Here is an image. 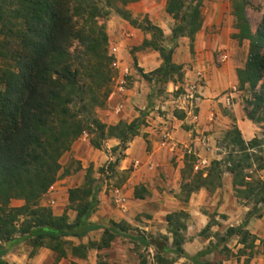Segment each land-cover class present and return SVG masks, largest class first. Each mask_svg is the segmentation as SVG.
<instances>
[{"label":"trees","instance_id":"16d2710c","mask_svg":"<svg viewBox=\"0 0 264 264\" xmlns=\"http://www.w3.org/2000/svg\"><path fill=\"white\" fill-rule=\"evenodd\" d=\"M134 1L137 0H105V3L106 7L117 9L127 17L124 7ZM203 1H166L165 11L174 19V25L170 45L152 43L162 59L151 71L152 82L175 83L174 74L181 78V67L173 61L172 54L181 36L192 40L201 28ZM102 9L96 0H0V264H7L4 256L14 242L29 239L33 248H49L56 254L53 264H57L67 254L65 244L70 245L72 255L86 256L87 245H75L65 238L80 239L102 229V243L96 246L100 249L108 246L110 237L125 230L122 223L105 226L91 221L99 207L101 189L90 168L81 185L68 189L67 208L75 212L72 221L66 211L55 215L49 207L39 204L41 196L63 174L60 173L61 154L83 131L94 133L90 143L97 149L102 141L116 138L119 144L113 150H119L123 156L128 142L140 134L145 124L147 110L140 111L129 123L118 121L113 125L92 116L91 108L103 102L95 91L103 89L104 98L108 94L107 87L93 82L87 84L84 80L87 70L98 68L90 65L91 59L106 65L111 61L106 54L105 26L94 19ZM234 15L238 40H249L247 60L243 67L236 69L238 86L253 89L264 76V16L253 32L241 3L236 4ZM150 28L161 36L160 28ZM88 90L91 95L85 97ZM255 98L254 105L264 110V81ZM248 116L253 122L264 120L254 113ZM225 138L232 151L241 154L240 160H234L231 151L227 161L234 169L232 183L236 196H252L255 203L264 206V182L243 174L251 167L252 157L262 167L264 159L257 155L255 148L264 145V139L254 137L245 141L237 126L227 130ZM119 158L109 161L102 172H113ZM221 164L222 160L211 161L204 175L201 170L191 173L192 163L185 160L181 170V201H188L191 193L202 187L209 191L220 187ZM144 191L142 186L135 187L134 197L143 199ZM14 199L21 200L22 204L11 205ZM255 210L248 211L239 225L228 227L222 240L238 236L240 243H246L252 234L245 226ZM188 217L184 210L169 212L165 216L166 234L131 238L152 247L159 264H172L173 255L188 257L183 248ZM252 238L251 246L255 237ZM205 252L198 251L189 258L195 264H211L199 260L198 256ZM97 264L107 263L99 260ZM141 264L146 261L141 260Z\"/></svg>","mask_w":264,"mask_h":264},{"label":"rangeland","instance_id":"374dc122","mask_svg":"<svg viewBox=\"0 0 264 264\" xmlns=\"http://www.w3.org/2000/svg\"><path fill=\"white\" fill-rule=\"evenodd\" d=\"M96 1L103 9L100 14L94 16V19L105 26L107 34L106 54L111 57V61L106 65L102 61L96 63V59H91L90 65L98 68L95 70L94 68L89 69L85 72L86 77L84 80L87 84L93 82L108 88V94L105 98L102 96L103 89L95 91V95L103 102L99 106L95 105L91 108L92 116L107 125L123 121L120 117L124 112L123 107L127 106L125 101L131 96L130 91L134 90L138 95L137 102H129L130 104L127 107L130 110L132 108L139 110L138 98H144L146 103L151 100L152 109L157 113L166 114L170 110L177 113L178 116L182 115L179 118L187 123L182 124V126L189 133L188 139L180 144L178 152L170 159V164L174 167V170L169 176V181H165L161 172L156 173V177L154 176L153 181L150 183V187L153 188L152 192L147 191L143 184L135 186H142L145 189L142 192L144 198L137 199L134 197V192L131 194L129 191H123L124 193L120 195L115 191L126 183L130 176V169L118 171L117 168H114L113 172H102V168L104 169L109 161H114L119 157V153H116L113 154V160L108 161L105 159L103 154L107 153L106 143L108 139L102 141L101 147L97 149L90 143V138L94 136V133L83 131L71 143L69 149L61 154L59 158L62 166L60 173L63 174L51 185L53 188L48 189L41 196L39 204L49 207L55 215H60L66 211L69 221H72L75 212L67 208L68 189L81 185L86 171L90 168L91 176L97 181L101 189L98 194L99 207L92 217L105 226H111L112 222L122 223L125 230L110 237L108 246L100 249L96 246L102 243V229L91 231L80 239L67 237L65 239L72 244L83 243L87 245L86 256L82 258L72 255L70 245L65 244L67 254L57 264H97L99 260H103L107 264H141L143 259L146 264H159L152 247L145 246L131 237L136 235L148 237L149 235L156 236L167 233L165 216L167 211L172 208L169 198L173 196L181 200L183 197L181 192V170L184 167L185 160L192 163L191 173L201 170L204 175L211 161L222 160L220 166L222 169L221 181L222 183L223 180L232 182L234 169L227 161L233 148L225 138V132L233 126H237L232 104L239 109L242 117L247 118L254 124V137L264 139V120L253 122L248 116L249 113H254L255 117H264L262 106L257 108L254 105L255 95L260 91L264 76L253 89H249L247 86L239 89L238 80L236 84H230L227 77L225 78V84L216 85V87H219L217 94H203L204 96L198 106L189 111L176 108L178 103L173 102L180 93L181 86L194 81L198 71L203 75L206 85L208 66L214 69L221 66H228L230 69L236 67L235 73L237 68L244 66L248 57L249 40L239 41L237 38L235 6L237 3L243 5L250 27L254 32L264 16V0L203 1L201 28L192 40L188 36H181L178 39L177 46L182 45L185 47L186 55H184V58L181 54V60L184 59V61L176 63L181 67L179 70L181 78L179 79L178 74L173 75L177 82H175L176 87L172 90L171 95L166 91L167 83L152 82L150 80L152 77L151 71L157 67L156 62L159 61V65L162 63L161 56L157 50L153 49L152 43L158 41L163 45H170L174 19L165 11L167 0H137L131 2L124 7L127 17L117 9L106 7L105 0ZM152 26L161 29V36L158 31L150 28ZM113 47H117L115 56L119 57L120 62L123 63L122 65L129 67V72L125 76L124 92L118 91L119 71L112 66ZM174 53L175 48L172 59H174ZM142 91L144 92L142 93ZM233 91L236 94L233 95L232 103L228 105L225 99ZM112 92H117L123 100H119L115 104L110 102L109 96ZM90 95L91 91L88 90L85 97ZM119 102L122 103L123 109L115 114L113 108ZM201 103L205 106L202 113ZM170 127L168 128L170 129ZM160 137L170 139L168 129L160 134ZM202 141L206 142V146H203ZM262 149H264V145L260 148L256 147L255 151L257 155H261L264 159ZM231 153L232 159H241L240 153L235 151ZM258 161L255 157H252L250 160L252 162L251 167L246 168L243 174L249 175L251 179H259L264 182V163L259 168L257 166ZM160 179L162 180L160 181ZM200 189L214 192L217 188L213 191H209L204 187ZM199 190L193 193H197ZM233 193L237 195L234 191ZM238 198L248 208L242 216L240 215L242 220L245 219L248 211L254 209L257 210H255L252 217L258 219L264 217V206L255 203L252 196L248 198L240 196ZM10 204L17 206L22 204V201L14 199ZM204 212L208 219L206 224L208 227L204 232L201 231L206 225L202 228L201 226L189 228V235H187V229L184 232L185 243L183 246L186 242H190L186 247L194 253L193 255L198 251H206L198 258L200 261L211 264H257V262L264 264V238L258 239L252 234L244 244L239 242L240 238L238 236H231L222 240L229 224L223 222L226 215L217 213L216 209L204 210ZM126 218H129V220H126ZM188 219L189 217L186 220V225ZM253 236L255 238L251 246ZM16 237H19V234ZM193 238H197V240L193 241ZM41 248L48 250H46L47 252H40ZM55 255L52 250L44 246L33 248L31 241L27 239L11 243L4 259L7 264H53ZM186 255L188 257L179 258L173 255L174 262L172 264H195L189 258L192 255Z\"/></svg>","mask_w":264,"mask_h":264},{"label":"crops","instance_id":"0c3cea01","mask_svg":"<svg viewBox=\"0 0 264 264\" xmlns=\"http://www.w3.org/2000/svg\"><path fill=\"white\" fill-rule=\"evenodd\" d=\"M180 55L184 58V55H186L185 47L182 45L175 47L173 59L175 63H182V61H184V59L181 60ZM156 66H159V61L156 62ZM235 68L236 67L230 69L228 66H221L220 68L214 69L211 66H208V79L203 89L204 94H217L219 87H216V85L225 84V78L227 77L229 78L230 84H236L237 77ZM166 83V91L169 95H171L173 92L172 90L176 87L175 83L172 81H168ZM143 92L144 91H142V93ZM130 94L131 96H129L127 100L125 99V104H127V106L130 104L129 102H137L138 95L136 92L131 90ZM119 100H123L122 96L115 94L110 102H114L115 104V102H118ZM138 101L139 110H134L133 108V110H130L129 107L124 106V112L120 117L121 120L129 123L134 118L139 116L140 111H148L145 116L146 123L140 129V134L128 142L125 150L122 151L123 156L119 154L120 158L116 166L117 170L124 171L130 169V176L126 183L121 188L115 190L120 193V195L124 193L123 191H129L133 194L134 188L138 184H143L147 191L152 192L153 188L150 187V183L153 181V177L156 173L158 174L161 172V174L164 175L165 181H169V176L172 174V170H174V167L170 164V159L178 152L180 144L187 141V136L189 134L182 126V124L187 123L180 120L174 112L169 110L166 114H160V112L157 113L152 109L151 100L146 103L144 98H138ZM148 103L150 104L148 105ZM232 105L234 106L233 112L236 118V125L241 132L242 138L244 140H250L255 135L253 127L254 124L247 118L242 117L239 109L234 104ZM145 107L147 108L144 109ZM200 109L201 113L204 112L205 106L203 103H201ZM168 127H170V129ZM166 129H168L170 133V139L160 137V134H163ZM118 144L119 140L116 138H110L107 140V153L103 154L106 160H113V154L119 153V150H113V147ZM161 180L162 179H160V181ZM162 182L166 185L164 181ZM233 186L234 185L231 181L223 180L222 185L214 192H208L205 189H200L197 193H193L189 197L188 201H181L171 196L169 198V202L172 208L169 209L167 213L178 210H184L188 213L189 219L187 222V235H189V228L196 226H201L202 228L207 224L208 219L204 210L216 209L217 213L226 215L225 221L223 220V222L229 223L226 229L230 226H237L243 221L240 218V215L242 216L248 208L247 206H244L242 201L233 193ZM126 220H129V218H126ZM91 221L101 224L100 222L95 221L94 217H91ZM245 228L258 239H263L264 217L260 219L251 217ZM196 240L197 238H193V241ZM189 244L190 242H186L183 248L186 254L193 256L194 253L189 251L188 247H186ZM46 250L48 249L41 248L40 252H47ZM257 264L260 263L257 262Z\"/></svg>","mask_w":264,"mask_h":264},{"label":"built area","instance_id":"2783aa9c","mask_svg":"<svg viewBox=\"0 0 264 264\" xmlns=\"http://www.w3.org/2000/svg\"><path fill=\"white\" fill-rule=\"evenodd\" d=\"M117 51V47L112 48V53L114 54V58L112 60V66L118 69L119 71V85L118 91L124 92V83H125V76L129 72V67L127 65H122L123 63L120 62L119 57L115 56V52ZM205 80L203 79V75L200 71L196 73V79L192 82L185 83L181 86V91L175 97L173 102L178 103L176 108L182 109L185 111H189L193 108L198 106V103L201 101L202 97L204 96V89ZM235 92H230L228 97L225 99V102L230 105L232 103L233 94ZM117 94V92H112L109 96V100L113 98V96ZM114 113L118 114L122 109V103L119 102L114 106ZM203 146H206V142L202 141ZM53 186H50L49 190H51Z\"/></svg>","mask_w":264,"mask_h":264}]
</instances>
